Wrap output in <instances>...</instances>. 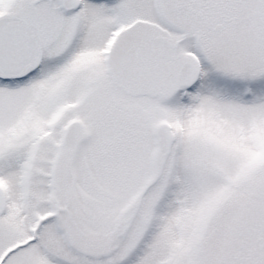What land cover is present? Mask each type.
<instances>
[{"label":"snow or ice","instance_id":"obj_1","mask_svg":"<svg viewBox=\"0 0 264 264\" xmlns=\"http://www.w3.org/2000/svg\"><path fill=\"white\" fill-rule=\"evenodd\" d=\"M0 264H264V0H0Z\"/></svg>","mask_w":264,"mask_h":264}]
</instances>
